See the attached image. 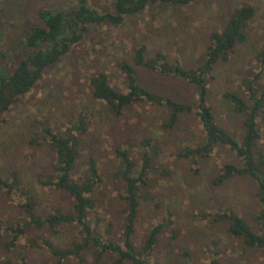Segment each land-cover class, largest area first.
Instances as JSON below:
<instances>
[{
    "label": "rangeland",
    "instance_id": "1",
    "mask_svg": "<svg viewBox=\"0 0 264 264\" xmlns=\"http://www.w3.org/2000/svg\"><path fill=\"white\" fill-rule=\"evenodd\" d=\"M72 3L73 0H0L6 43L15 49L26 29L38 22L41 8L67 11ZM89 4L99 12L111 10V0H90ZM244 5L256 9L246 30L247 38L235 48L229 62L216 66L208 84L209 103L218 124L241 137L244 118L222 95L244 94L241 79L250 72L257 74L262 70L256 54L264 46V0H196L187 6L154 4L137 16L126 17L119 27H91L84 40L11 107L0 127V175L8 178L11 171H18L21 186L31 191L42 215L71 209L73 200L67 193L41 184L55 163L54 150L48 142L31 144V140L34 133L38 140L44 126L62 133L80 113H88L94 123L81 136V158L74 178L79 180L83 176L89 157L96 160L101 181L91 195L95 208L88 219L105 239L119 241L125 219L126 204L122 200L125 183L119 176L116 149L130 152L138 172L144 150L141 141L152 138L160 151L149 173L151 186L143 192L145 199L141 201L134 237L137 246L141 247L153 226L173 222L160 235L153 262L209 264L216 242L220 264H264L262 250L243 246L231 235L227 224H212L200 217L203 213L233 211L258 232L254 219L260 210L256 183L246 176L232 178L221 185L214 183L225 164H239L236 153L221 146L205 160L179 159L178 154L186 147H195L204 141L205 133L195 113L181 115L178 126L170 131L162 127L168 121L167 110L149 104L127 109L122 117L116 118L104 102L93 97L90 86L92 76L104 72L115 89L127 92L126 76L119 65L123 61L133 63L134 50L142 45L147 46V58L161 52L167 60H177L185 68L196 67L210 46L211 34L221 31L233 13ZM134 68L141 86L148 91L184 105L197 103V90L189 82ZM261 83L264 85V75ZM259 128V146L264 151V113L259 118ZM23 202L19 193L9 195L0 191L2 226L8 222H24L20 209ZM79 238L76 227H63L57 234L33 229L15 248L7 250L8 237L2 232L0 264L6 261L21 264L23 257L31 264H52L53 258L43 241L64 247ZM34 241L38 243L35 246ZM106 260L101 264H110V259ZM68 264L97 263L92 252H88L84 263L72 259Z\"/></svg>",
    "mask_w": 264,
    "mask_h": 264
},
{
    "label": "trees",
    "instance_id": "2",
    "mask_svg": "<svg viewBox=\"0 0 264 264\" xmlns=\"http://www.w3.org/2000/svg\"><path fill=\"white\" fill-rule=\"evenodd\" d=\"M195 1L111 0V10L103 12L92 8L90 0H73V6L67 11L41 8L38 11V22L26 29L15 49H11L6 43L0 11V127L11 107L30 93L49 69L57 67L73 47L84 40L91 27L104 25L119 27L123 25L126 17L137 16L154 4L187 6ZM255 15L256 9L252 5L238 8L221 31L211 34L210 46L201 62L194 68H185L177 60L169 61L161 52L147 58V46L142 45L134 50L133 63L123 61L119 65L126 76L127 92L115 89L110 83L109 76L104 72L92 76L90 86L93 97L104 102L108 111L116 118L122 117L127 109L149 104L167 110L168 121L162 127L170 131L178 126L181 115L195 113L205 133L204 141L195 147H186L178 154L179 159L190 162L205 160L221 146L229 147L236 153L239 164H225L214 183L221 185L232 178L244 176L256 183L260 210L254 219L258 225V232L255 233L244 218L233 211L203 213L200 217L212 224H227L233 237L239 239L247 248L262 250L264 258V151L259 146L261 139L259 118L264 113V85L261 83L264 75V46L256 54V60L262 70L257 74L250 72L248 77L241 79L244 94L226 92L222 95L233 106L234 111L244 118L241 137H236L218 124L208 97L209 77L219 63L229 62L235 48L245 42L246 30ZM135 66L163 77L189 82L197 90V103L184 105L148 91L141 86ZM93 123V116L82 112L64 132H56L47 125L44 126L38 140H35L36 133L31 140V144L48 142L54 150L55 163L50 174L41 180V184L67 193L73 200L68 211L56 210L40 214L31 191L21 186L22 180L18 171H11L8 178L0 175V191H5L9 195L19 193L24 198L20 206L24 222H8L2 226L0 220V234L6 232L8 237L5 248L7 250L15 248L20 239L33 229L48 230L51 234H57L63 227H76L80 238L67 246L58 247L51 241H43L53 258L52 264H68L72 259L84 263L88 252H92L97 264L105 263L106 259H110V264H158L152 261L153 252L165 227L173 222L153 226L141 247L137 246L134 237L141 201L145 199L143 192L151 186L149 173L152 172L153 161L159 154V145L154 143L152 138H144L141 141L144 150L138 172L130 152L122 148L116 149L120 161L119 176L125 183V195L122 196L126 204L125 219L120 240L105 239L96 227H92L88 219L95 208V201L91 195L101 181L96 160L89 157L87 170L85 169L83 176L79 180L74 178L75 168L81 158L83 144L81 136L89 131ZM37 244L34 241L32 245ZM214 248L209 264H220L216 242ZM4 264L12 263L6 261ZM21 264L31 263L23 257Z\"/></svg>",
    "mask_w": 264,
    "mask_h": 264
}]
</instances>
